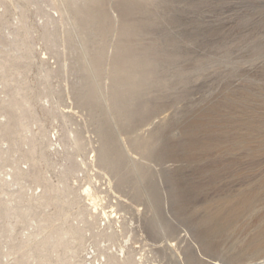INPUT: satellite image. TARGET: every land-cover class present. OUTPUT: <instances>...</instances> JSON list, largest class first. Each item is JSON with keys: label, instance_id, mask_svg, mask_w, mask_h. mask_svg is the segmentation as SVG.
I'll list each match as a JSON object with an SVG mask.
<instances>
[{"label": "rangeland", "instance_id": "obj_1", "mask_svg": "<svg viewBox=\"0 0 264 264\" xmlns=\"http://www.w3.org/2000/svg\"><path fill=\"white\" fill-rule=\"evenodd\" d=\"M263 235L264 0H0V264L259 263Z\"/></svg>", "mask_w": 264, "mask_h": 264}, {"label": "bare ground", "instance_id": "obj_2", "mask_svg": "<svg viewBox=\"0 0 264 264\" xmlns=\"http://www.w3.org/2000/svg\"><path fill=\"white\" fill-rule=\"evenodd\" d=\"M121 11L126 15L128 14L131 10L127 9L126 7L125 8H121ZM146 57L145 56H142V58L140 59H137V60H134V62L132 64H126V66L124 67V69H122V72L124 71V74L126 75V77H128L129 80V83L127 84V88H126V94L129 95L130 97L133 98V100H136L140 97V93L142 91V88L144 87V81H141V79L145 78V75H147L146 72H149L148 69H149V64L146 62L147 60L145 59ZM145 61V63H144ZM121 64V61L119 62ZM142 64V65H141ZM139 66H142V69L141 70L139 68ZM124 108V107H123ZM130 118L132 119L133 123H138L139 121V114L138 112H133L131 113L130 115ZM134 145H136V147L138 148H142L144 146V144L139 140V139H136L135 142H134ZM112 149L114 150L115 154L119 157L122 156V154L120 153V151L118 150H115V148L112 146ZM87 193H89L90 191V188L87 187L86 190H85ZM92 191V190H91ZM89 196V195H88ZM91 196V195H90ZM93 198V197H92ZM92 201V200H91ZM96 203V202H95ZM94 204V202H93ZM230 210V209H229ZM231 211V210H230ZM232 212V211H231ZM229 213V212H228ZM105 218H109L108 215H106V213H103ZM231 214V213H230ZM264 236V235H263ZM262 236V237H263ZM260 242L254 244L252 247H253V251H251V255L254 256L256 255L257 253H259L260 251H262L264 249V238H262L261 240H259ZM166 249H169V250H172V244L170 243H167L166 245ZM165 252V251H164ZM243 253V252H242ZM174 254V253H173ZM128 255V254H127ZM175 255V254H174ZM258 255V254H257ZM256 255V256H257ZM132 256V255H131ZM127 257V259H125V264H139L142 262V258L140 257L137 261L134 257ZM142 256V255H141ZM242 257V254L238 253L234 258H232V262L230 263H220V262H217L215 263L214 261V264H240L239 261H240V258ZM244 257V256H243ZM255 257V256H254ZM184 260V258H183ZM198 261H200L201 263L203 262L204 264H211V263H208V262H204V260H200V259H197ZM113 257L111 258L110 257V263L109 264H112L113 263ZM184 262V261H183ZM222 262V261H221ZM229 262V261H228ZM180 263V262H179ZM202 263V264H203ZM184 264V263H183ZM249 264H264V261H261L259 263H249Z\"/></svg>", "mask_w": 264, "mask_h": 264}]
</instances>
